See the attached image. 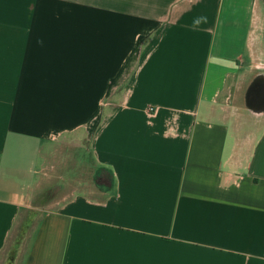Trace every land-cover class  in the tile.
I'll use <instances>...</instances> for the list:
<instances>
[{"label": "crops", "instance_id": "crops-1", "mask_svg": "<svg viewBox=\"0 0 264 264\" xmlns=\"http://www.w3.org/2000/svg\"><path fill=\"white\" fill-rule=\"evenodd\" d=\"M264 0H0V264H264ZM84 133L102 182L31 205Z\"/></svg>", "mask_w": 264, "mask_h": 264}, {"label": "rangeland", "instance_id": "rangeland-1", "mask_svg": "<svg viewBox=\"0 0 264 264\" xmlns=\"http://www.w3.org/2000/svg\"><path fill=\"white\" fill-rule=\"evenodd\" d=\"M100 171L86 134L65 138L49 154L31 194V205L47 207L70 197L75 190L90 189L105 181V177L98 178Z\"/></svg>", "mask_w": 264, "mask_h": 264}, {"label": "flooded vegetation", "instance_id": "flooded-vegetation-1", "mask_svg": "<svg viewBox=\"0 0 264 264\" xmlns=\"http://www.w3.org/2000/svg\"><path fill=\"white\" fill-rule=\"evenodd\" d=\"M264 94V87L263 86H258L256 89L253 90L251 93V98H254L256 100H259V96Z\"/></svg>", "mask_w": 264, "mask_h": 264}, {"label": "trees", "instance_id": "trees-1", "mask_svg": "<svg viewBox=\"0 0 264 264\" xmlns=\"http://www.w3.org/2000/svg\"><path fill=\"white\" fill-rule=\"evenodd\" d=\"M102 174H103V171H100V175H99V179H100V177H102ZM102 180H104V179H102Z\"/></svg>", "mask_w": 264, "mask_h": 264}]
</instances>
